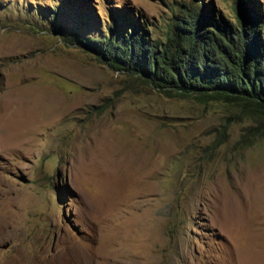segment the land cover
Here are the masks:
<instances>
[{
	"label": "rangeland",
	"instance_id": "obj_1",
	"mask_svg": "<svg viewBox=\"0 0 264 264\" xmlns=\"http://www.w3.org/2000/svg\"><path fill=\"white\" fill-rule=\"evenodd\" d=\"M192 2L0 0V264H264V121L65 40Z\"/></svg>",
	"mask_w": 264,
	"mask_h": 264
},
{
	"label": "trees",
	"instance_id": "obj_2",
	"mask_svg": "<svg viewBox=\"0 0 264 264\" xmlns=\"http://www.w3.org/2000/svg\"><path fill=\"white\" fill-rule=\"evenodd\" d=\"M233 22L185 3L165 19L161 35L148 33L132 16L107 26L102 36H65L96 51L115 69L138 76L168 96L220 100L264 121V16L253 1L237 0ZM90 17V16H88ZM227 124L211 146L226 135Z\"/></svg>",
	"mask_w": 264,
	"mask_h": 264
}]
</instances>
